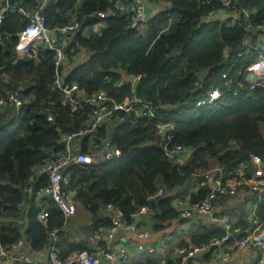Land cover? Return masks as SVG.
I'll use <instances>...</instances> for the list:
<instances>
[{
    "label": "trees",
    "instance_id": "obj_1",
    "mask_svg": "<svg viewBox=\"0 0 264 264\" xmlns=\"http://www.w3.org/2000/svg\"><path fill=\"white\" fill-rule=\"evenodd\" d=\"M144 1L171 3L172 7L150 17L144 36H139L130 27L128 13L106 19L97 16L113 7L109 0H52L46 6L41 0H2L8 10L0 38V96L14 91L24 101L20 108L0 110V239L6 248L25 240L33 252L43 251L57 230L56 241L61 239L63 254L91 250L64 238L68 222L58 204L37 193L49 178L44 173L33 175V168L51 153L64 151L62 135L86 126L92 107L83 104L73 110L63 103V92L56 84L62 67L55 64L51 50L40 44L34 57L16 49L19 33L30 23L20 9L43 14L49 29L80 23L71 47L65 49V83H77L87 94L107 91L119 102L127 98L140 101L134 102L132 109L114 111L92 136L81 139L83 152H87L90 140L109 138L120 150V157L66 169L79 210H86L94 221L99 219V226L112 225L111 219L103 216L111 204L131 223L142 208H148L153 230L162 231L167 222L182 216L183 209L174 204L179 197L176 189L192 190L189 205L194 206L212 192L208 181L212 174L234 177L243 162H249L246 172L250 174L252 154L264 161L263 89L257 86L233 95L243 77L240 72L254 61V47L264 33V0H235L238 14L229 20L224 14L216 15L209 23L202 20L211 12L228 10L218 0ZM98 22L105 25L101 34L85 38V31ZM57 36L63 34L57 32ZM246 40H251L253 48L247 47L239 55ZM82 51L88 56L85 60L80 57ZM125 76L140 78L130 83L124 81ZM215 89L221 98L199 105ZM141 103L150 104L158 114L153 118L141 115ZM20 113L22 117L16 120ZM50 115L53 120L48 119ZM167 123L172 128L159 133L158 125ZM165 144L168 148L186 146L189 159L181 162L169 156ZM160 189L164 193L157 195ZM253 193L261 197L253 219L264 229V186ZM43 211L48 213L45 222L40 219ZM232 226L241 236L250 232L242 233L233 221ZM224 235L223 228L205 229L179 249L216 248L212 242ZM232 241L234 238L227 243ZM183 256L178 255L179 264Z\"/></svg>",
    "mask_w": 264,
    "mask_h": 264
},
{
    "label": "built area",
    "instance_id": "obj_2",
    "mask_svg": "<svg viewBox=\"0 0 264 264\" xmlns=\"http://www.w3.org/2000/svg\"><path fill=\"white\" fill-rule=\"evenodd\" d=\"M51 1L52 0H43V3L47 5ZM109 1L113 3V7L106 11H99L97 16L101 19H106L109 17H116L119 13H128L130 15V27L134 29L139 36H144L147 28L145 4L140 0H134L131 3L123 2V0ZM218 1L228 9L227 11L230 14V18L233 17L232 14L236 15L239 13L240 9L235 6V0ZM7 10V7H5L2 0H0V38L2 37L1 30L4 26V18ZM20 12L27 16L30 23L19 33V42L16 49L22 54H29L34 57L38 54L37 51L40 44H43L46 48L51 50L55 57V64L58 67H62L56 84L63 92V103L70 105L73 110H77L83 104L92 107V112L86 126L82 127L77 132L62 135L64 151L62 153H51L44 162L33 168V175L44 173L49 178L48 184L37 191L38 195L51 197L58 204L67 221V218L77 213L78 205L72 197L70 178L66 174V169L74 164L86 166L99 164L107 160L118 158L121 154L118 148L110 144L109 138H102L98 142L90 140L88 142L90 149L87 152H83L81 139L87 135L92 136L98 127L110 119L114 111L132 109V104L134 102L139 103L140 101L138 98H127L123 102H119L107 91L101 90L87 94L77 83H65L64 78L66 74L64 65L68 63V54L65 52V49L71 47L73 36L79 30L80 23L73 21L59 28L49 29L45 22L46 17L43 14L39 12H26L22 9H20ZM104 26L103 22L95 23L91 28L85 31V38L100 35ZM57 32L63 34V37L59 38ZM243 44L244 47L240 49L239 55H242L245 48H253L251 40H246ZM254 49L256 57L254 61L240 72L243 77L237 81L233 95H239L240 90L254 89L257 86H261L264 93V33L261 35L258 45L254 47ZM70 51H74V48H70ZM139 78V76H125L124 81L133 83ZM221 96L220 91L215 89L206 99L198 103L199 105L210 104L221 98ZM23 104L24 101L19 96L18 92H8L6 96H0V110L4 109L6 106L20 108ZM140 108L141 115L153 118L158 114L148 103H141ZM48 119L53 120V117L50 115ZM171 128L172 124H159L158 132L164 134V132ZM164 147L169 156L177 157L181 162H184L187 155L190 153L189 149L183 145H176L172 148H168L167 144H165ZM250 161L254 165L253 171L250 174L246 172V168L250 165L249 162H243L234 177L227 179L221 176L216 177L212 185L213 190L208 197L194 206H184L182 216L188 219L194 213H211L217 200H220L222 196H235L242 188L248 189L251 192L262 190L264 186V161L257 154H252L250 156ZM163 193V190L160 189L157 195H162ZM177 201L181 203L180 200ZM108 207L114 211L112 225L105 232L95 231L93 238L96 241L103 239L111 240L116 231L120 228L129 229L142 239L149 237V230L142 229L137 222L131 223L125 220L122 212L113 205L110 204ZM146 211H148L146 207L140 210L141 213ZM47 217L48 213L46 211L40 213V219L44 222L47 220ZM220 222L222 223L225 235L222 239L212 242V245H215V247L223 246L224 248L218 259L219 261L226 260L238 249H246L250 246H254L259 250L264 249V240H260V237L264 236V229L257 219H253L255 224L253 229L247 235L238 238L235 236L238 234V231L237 229L234 230L230 216H222ZM52 235L54 239L57 240V230H55ZM230 238H234V241L227 243ZM24 248L25 253L22 252ZM210 248L212 247L207 245L190 246L189 249H178L177 254H184L183 264H201L196 260L198 254ZM139 249L144 250V246L139 244ZM32 253L33 248L31 244L27 243L25 240H20L8 249L0 239V264H5V261L11 258H16L23 262H31ZM160 257L163 261L167 260L168 254H165V249H162ZM104 260H107L109 264H129V252L126 248H122L119 252H116L109 247L101 248L98 246L94 250H85L74 253L68 258H62L58 254V251L54 249L50 252L47 264H104ZM259 264H264V261H259Z\"/></svg>",
    "mask_w": 264,
    "mask_h": 264
},
{
    "label": "crops",
    "instance_id": "obj_3",
    "mask_svg": "<svg viewBox=\"0 0 264 264\" xmlns=\"http://www.w3.org/2000/svg\"><path fill=\"white\" fill-rule=\"evenodd\" d=\"M145 4L147 20L157 15L159 12L172 7L171 3H151L144 0H140ZM42 5L46 6L41 0ZM225 12V11H223ZM217 13L220 17L223 15L226 19H230V14ZM171 24L175 26V21H171ZM85 60L88 56L85 51L81 52L80 56ZM68 68H65V74ZM125 79V78H124ZM22 117L20 113L17 118ZM17 125L15 121L14 126ZM189 153L185 160L189 159ZM216 177L212 174L209 178V183L212 186L213 180ZM198 189V187L196 186ZM194 188V189H196ZM174 193H178L179 197L174 200V204L177 208L182 209L184 206L189 205V196L193 193L189 188L187 190L176 189ZM72 191V190H71ZM254 193L242 188L238 191L235 196H226L220 200H217L214 204V208L211 213H194L190 218L184 219L182 216L174 221H169L166 223V228L162 231H154L152 228V214L146 212H139L134 216V221L144 230H149L150 235L146 239H142L136 236L134 232L129 229L120 228L116 231L114 237L109 240H99L96 241L94 237L95 231L105 232L108 228H103L99 226L102 222L99 219L92 220L90 214L86 210L78 208L77 213L67 218L68 222V232H66L65 237L73 245H87L91 250L96 249L98 246L101 248H107L119 252L122 248H126L129 252V264H155V262H160V264H168L170 262H178V249L185 243L191 241V238L197 236L198 233H202L205 229L209 230H222V223L220 218L224 215L230 216L233 223L237 225L241 232H249L253 228V217L257 206L261 202L260 196L253 195ZM75 193L72 192V197L74 199ZM180 200L181 203H178ZM75 201V200H74ZM76 202V201H75ZM78 205V203L76 202ZM106 206L103 216L113 219V210ZM115 207V206H114ZM117 209V207H115ZM103 216L101 218H103ZM88 226L90 230V235L87 236L84 233L83 228ZM99 226V228H97ZM244 229H243V228ZM238 234L241 235L240 232ZM63 238V239H64ZM53 240V239H52ZM61 239L56 241L55 239L47 246L46 249L40 252L32 253V261L27 262L28 264H47L49 261L50 252L54 249L58 251V254L62 258H68L77 252L66 253L61 251L60 244ZM103 244L104 246H102ZM139 244L144 246V250L139 249ZM165 249V254H168L167 260H161V251ZM224 248L223 246L204 250L198 254L196 260L201 264H259V261H264V249L259 250L254 246H250L246 249H238L234 251L226 260L219 261V257L222 254ZM25 253V248L22 250ZM27 252V250H26ZM12 261V262H11ZM22 261L16 258H11L5 261V264H20ZM184 262V261H183ZM104 264H109L107 260H104ZM179 264V262H178ZM183 264V263H182ZM189 264V263H187Z\"/></svg>",
    "mask_w": 264,
    "mask_h": 264
},
{
    "label": "water",
    "instance_id": "obj_4",
    "mask_svg": "<svg viewBox=\"0 0 264 264\" xmlns=\"http://www.w3.org/2000/svg\"><path fill=\"white\" fill-rule=\"evenodd\" d=\"M216 15H218V14H217V13H214V12H211V13L209 14V16H208L206 19H203V20H202V23H209V22L213 21L214 18L216 17ZM111 135H112V134H111ZM176 191H177V190H175V192H176ZM83 230H84V233H85L87 236L90 235V230H89L88 226H85V227L83 228ZM235 236L238 238V237H240L241 235H240V234H236ZM260 240H264V236H261V237H260ZM11 262H12V261H11Z\"/></svg>",
    "mask_w": 264,
    "mask_h": 264
},
{
    "label": "rangeland",
    "instance_id": "obj_5",
    "mask_svg": "<svg viewBox=\"0 0 264 264\" xmlns=\"http://www.w3.org/2000/svg\"><path fill=\"white\" fill-rule=\"evenodd\" d=\"M263 133H264V128L262 129Z\"/></svg>",
    "mask_w": 264,
    "mask_h": 264
}]
</instances>
